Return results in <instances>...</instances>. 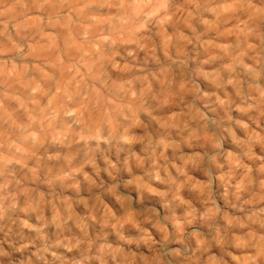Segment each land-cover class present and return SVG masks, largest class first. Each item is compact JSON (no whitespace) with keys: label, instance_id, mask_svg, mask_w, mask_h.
<instances>
[{"label":"rangeland","instance_id":"obj_1","mask_svg":"<svg viewBox=\"0 0 264 264\" xmlns=\"http://www.w3.org/2000/svg\"><path fill=\"white\" fill-rule=\"evenodd\" d=\"M0 264H264V0H0Z\"/></svg>","mask_w":264,"mask_h":264}]
</instances>
